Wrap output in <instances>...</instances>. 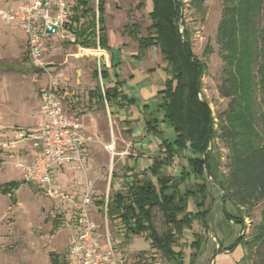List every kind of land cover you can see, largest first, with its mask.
<instances>
[{
  "label": "rangeland",
  "instance_id": "374dc122",
  "mask_svg": "<svg viewBox=\"0 0 264 264\" xmlns=\"http://www.w3.org/2000/svg\"><path fill=\"white\" fill-rule=\"evenodd\" d=\"M20 1L0 0V16L3 10L16 6ZM75 1L67 0V3L72 6ZM183 2L179 33L182 34L187 27L191 33L193 53L207 60L208 72L200 78L202 94L215 115L228 102L218 93L223 66L216 42L221 4L219 0H207L203 12H200L189 0ZM96 3L97 0H94L91 4L95 7ZM151 10V0H106L107 50L96 48L83 51L60 34L48 41L44 53L46 70L41 71L25 59V35L22 30L0 17V129L9 128L7 136L0 135V264H52L51 254L58 256L60 264H77L76 259L68 254V231L61 208L42 190L25 182L18 167L22 159L19 149L31 145L27 141L8 142L13 139L16 129L27 130V126L37 125L39 93L50 81L55 83L60 99L70 109L69 114L79 118L88 137L84 167H69L73 174L79 171L80 177L69 183L68 190H75L76 186L80 189L82 184L85 188L88 182L91 183L92 199L98 210L94 221L99 225L100 232L109 234L119 264L136 261L140 251L148 252L145 264H167L158 255L155 263L150 262L153 253L144 235L125 238L122 229L110 224L96 202L102 198L105 200L115 191H122L125 181L130 180L131 169L135 168V171L147 167L151 162L150 155L160 149L159 140L152 136L146 138L142 110L145 105L155 110L156 94L169 75L166 61L155 45L139 53L138 41L131 35L134 32L137 37L147 36ZM207 47L210 50L205 56ZM95 68L107 70L113 80L104 79L98 83L109 87L118 81V90L133 99L127 109L129 125L123 122V115H116L113 105L101 106L87 98L96 84L92 75ZM153 116L160 119L161 113L155 111ZM158 124L172 141L175 138L173 127L167 121ZM3 143H8L7 147H2ZM218 146L219 171L224 172L227 150L220 142ZM215 152L212 149V154L216 155ZM185 164V158L175 157L169 171L176 172ZM206 182L209 231L204 235L197 264H211V257L219 248L218 243L227 248L241 234L249 239L261 218L262 205L257 204L250 216L244 217L245 226L242 229L234 220L224 216L223 207L232 217L237 212L229 201L223 200L218 183L211 176L206 177ZM5 188L8 190L3 194ZM197 231L196 224L185 229L180 242L190 243ZM255 246H246L248 263L264 264V251L257 250ZM184 250L187 254L190 252L187 247Z\"/></svg>",
  "mask_w": 264,
  "mask_h": 264
},
{
  "label": "trees",
  "instance_id": "16d2710c",
  "mask_svg": "<svg viewBox=\"0 0 264 264\" xmlns=\"http://www.w3.org/2000/svg\"><path fill=\"white\" fill-rule=\"evenodd\" d=\"M93 1L76 0L65 29L73 33L75 45L107 50L106 0H97L95 7ZM189 1L203 12L207 0ZM219 1L222 11L216 42L223 66L218 93L228 102L215 115L202 94L200 78L208 72L207 60L193 53L187 27L179 33L183 0H151L147 36L131 32L139 53L155 45L166 61L169 75L156 94L155 110L149 105L142 110L145 130L160 140V149L148 167L131 169L130 180L125 181L122 191L108 196L105 210L110 224L119 226L125 238L144 235L153 253L149 258L152 263L156 255L167 264L198 263L204 235L209 231L207 176L218 183L223 200L237 212L232 217L223 207L224 216L242 229L244 217H249L257 204L262 205L251 237L241 234L227 248L218 243L213 264H249L246 246L256 245L264 251V0ZM209 50H204L205 56ZM99 68L92 73L96 85L88 98L102 105L105 100L122 108L132 105L133 99L118 90L120 82L100 87L99 77H111ZM155 111L161 113L160 119L153 116ZM163 121L173 127L172 141L159 128L158 122ZM123 122L131 123L128 119ZM218 141L227 150L224 172L219 171ZM175 157L185 158L186 164L170 172ZM7 190L3 189V194ZM97 203L103 207L104 199ZM194 224L198 231L193 240L181 243L184 230ZM184 247L190 249L188 254ZM147 253L140 251L130 264H145ZM50 260L60 264L55 254Z\"/></svg>",
  "mask_w": 264,
  "mask_h": 264
},
{
  "label": "built area",
  "instance_id": "2783aa9c",
  "mask_svg": "<svg viewBox=\"0 0 264 264\" xmlns=\"http://www.w3.org/2000/svg\"><path fill=\"white\" fill-rule=\"evenodd\" d=\"M70 7L67 0H21L18 5L3 10L0 17L22 30L26 37L27 58L41 71L46 70L45 40L64 33ZM40 99L37 125L27 130L16 129L13 139L8 141L10 144L27 141L35 152L32 161L20 159L18 162L23 178L61 208L68 231V254L77 264H119L109 234L100 232L91 216V183L86 184L81 198L52 184L53 168L84 167L87 138L82 124L79 118L66 113L54 82H48L42 89ZM2 145L7 147L8 143ZM106 202L105 199V205Z\"/></svg>",
  "mask_w": 264,
  "mask_h": 264
},
{
  "label": "crops",
  "instance_id": "0c3cea01",
  "mask_svg": "<svg viewBox=\"0 0 264 264\" xmlns=\"http://www.w3.org/2000/svg\"><path fill=\"white\" fill-rule=\"evenodd\" d=\"M20 2H18V4H19ZM17 4V5H18ZM25 35V34H24ZM63 36H65L66 38H67V40H69L70 42H72L73 43V41H74V35H73V33H71L68 29H65V31H64V33L62 34ZM55 37V36H54ZM53 36L52 37H50V38H48V39H46L45 40V50H46V46H47V43H48V41L51 39V38H54ZM25 38V41H24V44H25V53H26V56H25V59L28 57L27 56V47H26V37H24ZM74 44V43H73ZM75 45V44H74ZM75 46H77V45H75ZM79 47V46H78ZM80 49H82L83 47H79ZM84 49H87V48H84ZM45 50H44V53H45ZM90 50V49H89ZM27 60L29 61V59L27 58ZM29 63H30V61H29ZM31 64V63H30ZM16 68L18 67L17 65H14ZM100 67V66H99ZM18 69V68H17ZM108 72V71H107ZM109 73V72H108ZM110 74V73H109ZM110 77H111V75H110ZM95 80V79H94ZM100 80L101 81H104V80H102L100 77H99V82H100ZM111 80V82H113V80H112V78L111 79H108V81H110ZM96 82V81H95ZM100 84V83H99ZM96 85V84H95ZM119 86V85H118ZM100 87L103 89V88H105V87H103V85H101L100 84ZM95 88V87H94ZM93 88V89H94ZM93 89H91V90H93ZM90 90V91H91ZM42 91V90H41ZM41 91H40V93H39V97H38V103H37V107L39 106V104H40V95H41ZM89 91V92H90ZM89 92H88V97H89ZM57 94H58V90H57ZM59 96V95H58ZM87 97V98H88ZM59 99H60V97H59ZM89 100H93V99H90V98H88ZM61 100V99H60ZM94 101V100H93ZM61 102H62V106H63V108H64V110L66 111V113H70L69 112V108H67L65 105H64V103H63V101L61 100ZM94 102H96V101H94ZM98 103V102H97ZM100 104V103H99ZM101 106H104V105H113L115 108H116V110H114L115 111V113H116V115L117 116H124L125 118H124V120L125 119H129L128 118V107H130V106H127V107H124V108H122V107H119V105L118 104H116V102L115 103H108L106 100L104 101V104L102 105V104H100ZM140 115H141V111H140ZM38 118L37 119H39V121H40V115L38 114V112H37V115H36ZM123 120V121H124ZM38 121V122H39ZM34 122L35 121H33V122H31V125L32 124H34ZM8 126V125H7ZM27 129H31L32 128V126H27L26 127ZM143 128H144V130H145V126L143 125ZM8 129L9 128H5V129H0V135H5V136H7L8 135ZM145 134L146 135H148V137H146V138H149L150 136H152V137H154L155 139H157V140H159L156 136H154V135H152V134H149V133H147L146 132V130H145ZM86 136V135H85ZM86 138L88 139V137L86 136ZM86 139V140H87ZM88 141V140H87ZM144 142H146L145 140H144ZM158 145L160 146V140H159V142H158ZM87 146H88V142L86 143V145H85V147H84V151H83V154H84V161H85V159H86V151H87ZM19 153L21 154V157H22V159H24V160H26V161H28V162H30V161H32L33 159H34V156H35V152H34V150L31 148V146L29 147V148H24V149H19ZM158 154V152L156 153V152H154V153H152L151 155H150V161L152 162V158L154 157V156H156ZM151 162H150V164H151ZM149 164V165H150ZM70 166H68V165H65V166H63V167H55V168H53V170H52V184H53V186L54 187H56V188H58V189H60V190H64V191H66V192H68V193H70V194H73V195H75V197H77V198H81L80 196H82V194L84 193V191H85V188H83L82 186H83V184L81 185V187H80V189H78L79 188V186H76V188H75V190H68V186H69V183L71 184V182H72V180L74 181V179L76 178V177H80V176H78V172L79 171H77L75 174H73L72 172H71V170H70V168H69ZM147 167H148V165H147ZM144 168V167H143ZM143 168H138V170H142ZM146 168V167H145ZM132 169H135V168H132ZM76 183V182H75ZM77 184V183H76ZM116 192V191H115ZM92 193H94L93 191H91V194ZM92 196H93V194H92ZM107 196L105 197V199L107 200ZM97 202V201H96ZM98 204V203H97ZM101 206V205H100ZM102 207V206H101ZM106 205H105V200H104V205H103V207L101 208V210H102V212H103V214L105 215V217H106ZM91 216H92V218L94 219V220H96V217L98 216V210H96V204H95V202L93 201V199H92V204H91ZM120 262V261H119Z\"/></svg>",
  "mask_w": 264,
  "mask_h": 264
},
{
  "label": "water",
  "instance_id": "95a60500",
  "mask_svg": "<svg viewBox=\"0 0 264 264\" xmlns=\"http://www.w3.org/2000/svg\"><path fill=\"white\" fill-rule=\"evenodd\" d=\"M216 254H217V252H215L213 255H212V257H211V264H213V262L212 261H214V257L216 256Z\"/></svg>",
  "mask_w": 264,
  "mask_h": 264
}]
</instances>
